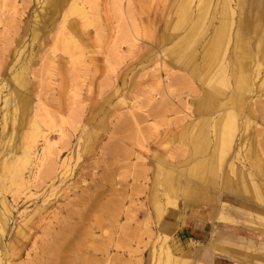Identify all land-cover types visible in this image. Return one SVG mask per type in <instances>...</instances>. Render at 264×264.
<instances>
[{
  "label": "rangeland",
  "instance_id": "rangeland-1",
  "mask_svg": "<svg viewBox=\"0 0 264 264\" xmlns=\"http://www.w3.org/2000/svg\"><path fill=\"white\" fill-rule=\"evenodd\" d=\"M69 2L64 7L60 0H0V213L7 220L0 232L1 264H26L33 238L40 247L47 242L41 228L63 221L81 227L77 264L164 261L169 242L177 230L184 234L195 212L180 193V183L190 179L185 170L204 160L214 145L212 124L203 125L206 145L193 155L192 137L182 139L181 133L189 116L206 121V111L220 104V109L238 104L242 109L235 112L232 151L216 156L215 170L207 175L213 183L205 187V196L216 200V209L205 217L226 198L229 209L220 216L226 212L236 222L231 224L264 230V48L257 52L256 67L255 41L246 37L253 56L241 63L253 86L236 98V0H97V16L90 12L97 23L84 24L74 13L58 32ZM259 3L264 7V0ZM77 4L89 10L85 0ZM221 15H226L229 39L209 67L211 83L201 84L187 70L201 67V53ZM65 37L79 46V58L62 50ZM206 47L209 60L213 43ZM183 58L193 63L173 65ZM220 87L211 98L209 92ZM37 100L52 118L47 124L37 117L36 123L49 137L50 156L65 167L51 172V161L45 160L46 168L30 174L27 165V182L15 190L5 182L1 161L13 162L23 120L34 113ZM195 127L191 134L201 132L200 125ZM156 196L163 205L160 216ZM30 226L34 235L17 255L19 242H11ZM171 253L177 256L174 249Z\"/></svg>",
  "mask_w": 264,
  "mask_h": 264
},
{
  "label": "bare ground",
  "instance_id": "bare-ground-1",
  "mask_svg": "<svg viewBox=\"0 0 264 264\" xmlns=\"http://www.w3.org/2000/svg\"><path fill=\"white\" fill-rule=\"evenodd\" d=\"M77 1L78 0H71V2H69L70 4L68 3L69 5H67V7L65 8V13H64L63 19L61 21V24L59 26V29L57 28L59 30L58 32H61V31L63 32L65 22H67L66 18L69 15L74 14V13H76L77 15H79V17H81L84 24L90 25V24L97 23L96 21H94L95 19H97V17H95V16H97L96 15V13H97L96 7L98 4L94 3L97 0H85V3L88 5L89 10H87L84 7H81L82 5H78ZM247 1L248 0H236L237 10L239 12V15L241 16L240 19H241L242 28H246V27L248 28L249 18L252 15V13L255 11V9L257 8V7L253 6L254 5L253 0H251L252 2L250 3V6H247V4H248ZM61 2L64 5L63 1H61ZM94 4H96V5H94ZM64 7H65V5H64ZM93 10H94V14H95L94 17H93V15L90 14V12H92ZM234 12H235V10H234ZM240 19H239V23H240ZM258 35H259V41L256 42V45H255L256 52L254 51V56L251 53V51L248 47V44L242 38L241 34L238 31H236V33L234 35L233 53H235L238 57H240V60H235L236 63L235 64L233 63L234 65L232 64L234 67V71H236V73L238 74L237 79L235 78L236 83H237L236 90L240 91V92H237L236 98H239L240 95H242V93L247 92L248 89L251 91V87L253 86L252 85V79L253 78L251 77V75L245 74L246 65L244 63H241V60H242V58H244V60L245 59H252V56H253V58H254L253 60L256 61L255 58L257 57V52H259V50H260V41H261V39H264V32H262V33L259 32ZM71 41H72V38H70V39L69 38L66 39V37L63 38V41H62L63 46L61 48L64 52L69 53V56H71L73 58H79L81 56L79 46L77 44H73V45L70 44ZM223 41H224L223 33H222V31H219V30L214 34V37L208 41V43H213V47H214L213 48V50H214L213 54L211 55V58L209 59L210 62L211 61L214 62L215 59L218 57V54L223 51ZM55 42H56V40H55ZM70 46H72L71 53L69 52ZM262 61H264V60H262ZM258 66H259V63L256 61V67H258ZM188 72H190V71L187 70V73ZM191 72H192V70H191ZM193 74H194V72H193ZM189 75H190V73H189ZM254 77H256V78L258 77L257 70H255V72H254ZM181 82H182V80H181ZM261 82H264V79H262ZM219 90L220 89H218L217 92ZM206 101L207 100H205L204 102H206ZM207 103H209V102H207ZM204 105H206V104H204ZM222 105L223 104H220L221 107H224V105L223 106ZM241 109H242V105L238 104V105H235L234 108H232V109L228 108V109L223 110L222 112H219L215 118L211 117L212 120H211V118H209L208 115H206V121L203 120V125H204V123L207 125L212 124L213 130L215 131L214 136H213L215 139V143H214V147L212 150L211 158L208 161H205V160L197 161V163H194L192 166V169H191L192 172H190L191 176L194 178V180L196 181V183L199 186L206 187L208 185V182L211 178L207 175L212 174L215 170L214 164H215L216 156L218 157L219 155H222V154L225 155L229 152V146L231 145V143L233 141L234 132L236 129L235 112H239V110H241ZM38 113H40V114L38 115ZM5 115L2 116V121H4L3 118L5 117ZM199 115H200V113H199ZM37 117H40V119H41L40 121H42L43 123H47V124L51 123L52 117L50 115V112L46 109L45 105L40 102V100H37L36 109H35L34 113L31 116H28L23 120L24 121V123H23L24 128H23V130L19 136V145H17L18 151L14 155L13 162L6 164V163H4L3 160L1 161V163L3 162V166H4L3 168L5 170V177H4L5 182L8 183L10 186H15L14 187L15 190L17 189L16 187H19L21 185V183L27 182L25 180V178L23 177V171L25 170L27 165L29 166L28 172L30 174H33L32 171L34 168L38 169V171H39V168H41L43 166V163L45 162V160L47 162L51 161L50 162L51 167H49L51 172L56 171V173H57L58 168H64L65 167L64 162L59 163V165L57 164V159H56L55 155H54L55 157L50 156L49 137L37 125L36 120H35V118H37ZM201 117H203V116H201ZM188 118H189L188 119L189 121H187L186 118L184 119L188 123L185 126V131H183L181 133V138L184 139V138H187L188 135H190L192 137V140L194 141V142H192V144H193V148H194V152H195L198 150V148H202L203 145H205L206 138H205V134L202 131L201 132L198 131V133H195V134L190 133V131L195 126H197L196 124L198 122H194L195 120L190 119V116ZM40 142H42V144H43V147L41 149H39V147H38V143H40ZM14 149H16V148H14ZM218 160L219 159L217 158V161ZM220 164H221V161H220ZM43 167L46 168L45 166H43ZM61 174H62V172H61ZM34 175H36V174H34ZM63 175H64V173H63ZM54 176H55V174H54ZM57 177H59V176L57 175ZM15 193L16 192H14L12 194H15ZM12 194H11V196H13ZM154 202L156 204V207H157L158 212H159L158 214L160 216L161 209L163 206L162 201L158 196H156ZM4 208L7 211L6 207H4ZM81 215L84 216L83 213ZM6 222H7L6 217L0 213V232L4 230V228L6 226ZM44 225H45V223H44ZM43 228H41L42 229L41 231L45 235V237L47 238V242L49 241V244H46L47 242H45V243L43 242L44 245L42 247H40L37 245V241H35V239L33 238L34 241L32 242V244L30 245V248L26 251V254H25L26 255V261H25L26 264H77L78 262L80 263V261L82 259H80L81 257L78 254V248H79L78 244L75 242V239H78V238H76V236L78 235V232L81 231L80 226H77V225L72 224V223H68L67 221H63V222H59L56 224H54L52 222H48L45 225V227H43ZM33 229L34 228L32 226H30L29 229L26 230L25 233H23V231H21L19 234L16 233V235H15V237L11 243L17 244V242H19L17 249H16L18 252L17 255L21 254L20 251L25 246V242L30 238L31 235H34ZM55 229H57V232L53 233L52 230H55ZM160 232H162V234H163V227L162 226L160 228ZM1 263H2V261L0 259V264Z\"/></svg>",
  "mask_w": 264,
  "mask_h": 264
},
{
  "label": "crops",
  "instance_id": "crops-1",
  "mask_svg": "<svg viewBox=\"0 0 264 264\" xmlns=\"http://www.w3.org/2000/svg\"><path fill=\"white\" fill-rule=\"evenodd\" d=\"M60 1H63V3H65V1L69 0ZM261 1L262 0H253V6L257 8L249 18L248 28H242L240 19L239 28L237 30L241 34L245 42L248 41L246 38L248 36L254 39V45H256V42L259 41V32H264V23H262V21H264V7L259 5V2ZM247 2V6H250V3L252 1L248 0ZM225 17L226 15H221V18H223L222 21L219 22L217 29L207 40L208 43V41L214 37V34L218 30L222 31L224 39L223 50L225 48V44H227V40L229 39L226 32L227 26L224 21ZM239 17L241 18L240 15ZM207 43L205 44V47L203 48V51L201 53V67H199L198 69L196 68V65H190L192 66V72L191 70L189 72L190 77L195 78L197 76V79L201 82V84L205 82L211 83V79L208 77L210 76L212 70L210 71L209 67H211L212 63H216L217 60L220 59V53L218 54V57L215 59L214 62H210V60H208V58L204 56V54L207 53V51L205 50L207 48ZM262 48H264V39H261L260 41V49ZM174 63L173 65L176 66L182 64V66L187 67L193 62L188 58H183L181 62ZM207 67L209 70H207L206 72ZM203 69L205 72H202ZM193 72L194 74H196L194 75ZM218 89L220 90L217 92ZM218 89L210 91L209 95H213L210 96L211 98L217 97V94L221 92L222 88L220 87ZM201 90L205 92V89ZM220 107V105H217V107H215L214 109H209L208 111H206L207 113L205 115H208L209 118H215L217 115L213 117V110H216L217 113H219L225 109H228L227 107L220 109ZM197 122V125H200L202 127L200 131L204 130L205 123L203 126L202 120H198ZM214 143L215 139L213 141V144ZM205 145H203V147ZM231 145L229 146V152L232 151V149L230 148ZM200 149L201 148H198V150ZM212 150L213 148L209 152L208 156L204 159L205 161H208L211 158ZM192 151L193 152L191 155L197 152H194V148L192 149ZM159 165H161V163H159ZM221 168L222 167H220V170ZM191 169L192 168L185 170L184 174H186V177H190L191 180L189 179L186 182L184 181L180 183V193L185 204L193 203V205L195 206L194 216H191V218H187L188 223L184 227V234H179V230H177V235L174 239L169 242L170 245L168 244L169 250L166 251L165 260H162V262L159 264H164L166 260H168L170 264H264V230L258 231L256 227H253L251 225L250 228L255 230L253 231L243 226L231 224L236 222L233 219H230L227 216L228 214H226V212L225 215L220 216V211L222 209H229L225 204L226 198L220 199L221 208H219L215 213H213L212 217H205L208 211H210L211 209L213 210V208L216 209V205H213L216 200L214 201L208 199L205 196V187L199 186L196 183L194 178L191 176ZM157 174L158 172L155 171V175ZM212 183L213 181L212 179H210L208 185H211ZM174 206L171 203L169 209L173 210ZM161 226L163 227V223ZM159 234H162V232H159ZM171 249H174V251L177 252V256H174L171 253Z\"/></svg>",
  "mask_w": 264,
  "mask_h": 264
}]
</instances>
